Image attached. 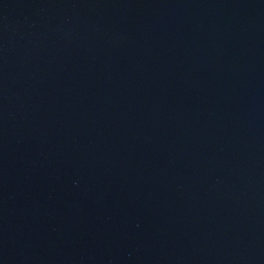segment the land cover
I'll return each mask as SVG.
<instances>
[{"label":"water","instance_id":"95a60500","mask_svg":"<svg viewBox=\"0 0 264 264\" xmlns=\"http://www.w3.org/2000/svg\"><path fill=\"white\" fill-rule=\"evenodd\" d=\"M0 264H264V0H0Z\"/></svg>","mask_w":264,"mask_h":264}]
</instances>
